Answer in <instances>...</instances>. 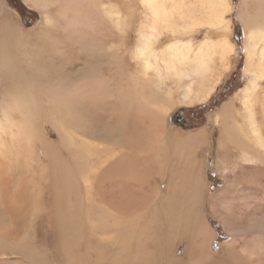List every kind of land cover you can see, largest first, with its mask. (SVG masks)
Segmentation results:
<instances>
[{"label":"bare ground","instance_id":"bare-ground-1","mask_svg":"<svg viewBox=\"0 0 264 264\" xmlns=\"http://www.w3.org/2000/svg\"><path fill=\"white\" fill-rule=\"evenodd\" d=\"M24 2L31 29L0 0V264H264V0L248 82L196 129L168 117L229 71L231 0Z\"/></svg>","mask_w":264,"mask_h":264},{"label":"rangeland","instance_id":"rangeland-1","mask_svg":"<svg viewBox=\"0 0 264 264\" xmlns=\"http://www.w3.org/2000/svg\"><path fill=\"white\" fill-rule=\"evenodd\" d=\"M10 5L14 6L15 11L20 13L21 20L26 25V29H31L42 19V14L36 8L27 5L24 0H8ZM242 0H231L234 4V8L228 14V19L231 18V30L229 34L230 39L235 42V53H233L231 59H228L231 63L230 69L227 72L224 70L223 80L220 83L217 92L205 103H200L192 106H179L170 113L168 122L174 126L180 125L184 129H196L203 125H209V117L221 108L224 107L228 102L235 98L236 94L248 82V77L244 72L245 65V32L244 26L238 13L240 12ZM17 10H16V9ZM1 13V8H0ZM195 38L198 42L220 38V34L212 32L207 26L199 27ZM222 64H218L219 68H222ZM227 74V75H226ZM226 75V76H225ZM225 76V77H224ZM237 106V105H236ZM238 107V106H237ZM210 165V163H208ZM217 170L209 172L210 177V188L215 189L221 187L223 182L222 177L217 173ZM164 187V185H163ZM206 208V207H205ZM208 209V208H206ZM216 220V219H211ZM220 220V219H217ZM214 228L217 231V242H222L227 239V234L223 230L221 222L214 221ZM182 248H179V252Z\"/></svg>","mask_w":264,"mask_h":264}]
</instances>
